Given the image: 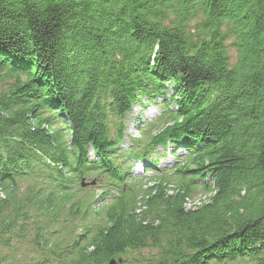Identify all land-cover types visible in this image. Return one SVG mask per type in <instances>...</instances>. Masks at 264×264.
Listing matches in <instances>:
<instances>
[{
  "label": "trees",
  "instance_id": "trees-1",
  "mask_svg": "<svg viewBox=\"0 0 264 264\" xmlns=\"http://www.w3.org/2000/svg\"><path fill=\"white\" fill-rule=\"evenodd\" d=\"M0 85V264H264V0H0Z\"/></svg>",
  "mask_w": 264,
  "mask_h": 264
},
{
  "label": "rangeland",
  "instance_id": "rangeland-1",
  "mask_svg": "<svg viewBox=\"0 0 264 264\" xmlns=\"http://www.w3.org/2000/svg\"><path fill=\"white\" fill-rule=\"evenodd\" d=\"M231 54L233 55V57H235V51L233 49H231ZM3 86L0 85V90L2 89ZM5 87V86H4ZM161 101L160 100H154V101H150L148 98H143L141 101L137 102L133 109L131 110L129 116L127 117V121H126V129H125V134H126V139L125 141L122 143V145L120 146L121 149H126L127 147H129L130 145V138L134 137V136H138L139 132H138V127L139 125H141V123H145V122H149L153 119H155L161 112ZM172 150V147H168L166 149L167 152V157L165 160H162V165L169 167L172 166L174 164V160L171 158L170 155V151ZM90 158L91 159H97V155L95 152H93L92 150H90ZM133 171H132V177H135L134 179H132L131 184L133 185V187L137 188V189H144L148 186H150L152 183L150 182V177L154 176V174L152 173L153 171H145L143 164L142 163H138L136 162L133 165ZM86 182H91L92 180H96L93 177H87L85 178ZM95 186L96 190H100V188L102 189L103 187H99V184L95 183V184H87L86 187L88 186ZM102 185V184H101ZM100 185V186H101ZM3 196V194L0 191V198ZM206 194L204 193L201 185L196 186V192L193 195V198L191 199V201L188 203L187 207H190L192 205H196L198 204L200 201L205 199ZM98 202H102L101 199H99ZM26 243H15L14 247H16V252H13V257L16 258V260L18 261H24L26 259L31 258L33 255V253L30 251V249L28 248V246H26ZM18 250V251H17ZM156 252L154 250L151 249H147L141 252V257L142 258H150L153 257V255ZM136 258H138V256H136ZM127 261V264H131V263H136L134 260L131 259V257H127V259H125ZM20 263V262H19Z\"/></svg>",
  "mask_w": 264,
  "mask_h": 264
},
{
  "label": "water",
  "instance_id": "water-1",
  "mask_svg": "<svg viewBox=\"0 0 264 264\" xmlns=\"http://www.w3.org/2000/svg\"><path fill=\"white\" fill-rule=\"evenodd\" d=\"M95 180H93L92 182H85V180H82V186H86L87 184H95ZM119 262H121V259L119 260ZM109 264H117V261L115 259L111 260Z\"/></svg>",
  "mask_w": 264,
  "mask_h": 264
}]
</instances>
